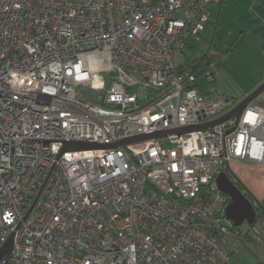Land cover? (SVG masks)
I'll list each match as a JSON object with an SVG mask.
<instances>
[{
    "label": "built area",
    "instance_id": "built-area-1",
    "mask_svg": "<svg viewBox=\"0 0 264 264\" xmlns=\"http://www.w3.org/2000/svg\"><path fill=\"white\" fill-rule=\"evenodd\" d=\"M221 2L0 0V264H236L264 246L263 219L225 221L216 182L264 165V105L211 126L234 106L179 61ZM78 141L107 147L64 150Z\"/></svg>",
    "mask_w": 264,
    "mask_h": 264
},
{
    "label": "rangeland",
    "instance_id": "rangeland-1",
    "mask_svg": "<svg viewBox=\"0 0 264 264\" xmlns=\"http://www.w3.org/2000/svg\"><path fill=\"white\" fill-rule=\"evenodd\" d=\"M226 5L219 21V8L212 6V19L206 24L207 29H204L200 37L189 41L179 55V61L187 64L189 60L197 65L198 89L211 100L230 99L231 104L226 108L228 110L245 97L246 91H253L262 77L264 46L260 44L264 28L254 29L252 18L255 13L250 12L252 7L244 6L242 9L235 0H227ZM215 48L224 52L220 60L211 56L216 51ZM80 90L90 101H95L94 91L86 87H80ZM251 104L264 105V93ZM228 172L230 173L229 170ZM232 172L236 183L245 190L233 169ZM225 221L231 223L227 218ZM246 226V223L242 225L243 228ZM233 260L237 264H264V246L245 244L236 251Z\"/></svg>",
    "mask_w": 264,
    "mask_h": 264
},
{
    "label": "water",
    "instance_id": "water-1",
    "mask_svg": "<svg viewBox=\"0 0 264 264\" xmlns=\"http://www.w3.org/2000/svg\"><path fill=\"white\" fill-rule=\"evenodd\" d=\"M262 93H264V81L257 86L253 91L247 93L245 97L240 100L228 113L219 117L210 123V125H215L218 123H222L230 118H236V123L239 122V119L246 108ZM206 127L202 126V128ZM235 128H232L227 131V134L234 131ZM172 131L165 132H156L152 134H144L138 135L130 139H126L121 141L119 144L126 145L128 143L148 140L152 138H158L163 135L170 134ZM106 145H101L92 142L78 141V142H66L64 145V150H86V149H100L105 148ZM230 173L227 171H222L217 179V185L219 191L226 194L230 198V202L227 206L226 217L235 227H240L244 223L251 225L256 221L257 212L255 209V205L260 206L261 201L255 198L250 192L244 188L242 190L239 185L235 181V174L229 169ZM234 178V179H233ZM13 238L12 234L8 241L2 246L0 249V261L10 255L12 246H13Z\"/></svg>",
    "mask_w": 264,
    "mask_h": 264
},
{
    "label": "crops",
    "instance_id": "crops-1",
    "mask_svg": "<svg viewBox=\"0 0 264 264\" xmlns=\"http://www.w3.org/2000/svg\"><path fill=\"white\" fill-rule=\"evenodd\" d=\"M235 2L237 5H241L242 9L244 8V6L252 7V9L250 8V12L253 11L255 13L252 18V22L255 23L254 29L255 28L259 29L260 27L264 28V0H235ZM226 3H227V0H222L221 3L214 4L215 6L219 8L218 21L220 20L222 9L225 6H227ZM212 6H211V10H212ZM211 19H212V12L210 13V18L208 20L207 25L210 23ZM207 25L205 27L206 29H207ZM261 40H262V43L260 45L264 46V34L262 35ZM263 81H264V72L258 84H256L253 89L259 86ZM245 93L246 94L250 93V91L248 90ZM229 169L231 171L232 169L235 171V173L237 174V177L240 179L243 186L250 193H252L257 199L261 201L264 198V165H257L253 163L235 161L229 165L226 171Z\"/></svg>",
    "mask_w": 264,
    "mask_h": 264
},
{
    "label": "trees",
    "instance_id": "trees-1",
    "mask_svg": "<svg viewBox=\"0 0 264 264\" xmlns=\"http://www.w3.org/2000/svg\"><path fill=\"white\" fill-rule=\"evenodd\" d=\"M216 49V48H215ZM213 54L211 55L212 57L216 58V59H221V56L223 55V51L219 50V49H216V51H213L212 52ZM187 64L193 69V72L196 73L197 71V65L195 66L192 62H190L189 60H187ZM186 64V63H185ZM196 86H197V81H196ZM198 87V86H197ZM201 93H203L202 91H200ZM204 94V93H203ZM205 95V94H204ZM255 209H256V212H257V218L256 220H259V219H263L264 220V198L261 200V205L258 206V205H255ZM252 227V225H248L243 228L242 226L239 228V229H242V230H246V229H250Z\"/></svg>",
    "mask_w": 264,
    "mask_h": 264
}]
</instances>
